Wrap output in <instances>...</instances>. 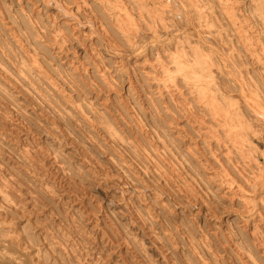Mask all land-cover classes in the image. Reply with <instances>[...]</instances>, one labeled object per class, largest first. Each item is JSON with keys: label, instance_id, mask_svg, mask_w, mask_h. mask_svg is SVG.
<instances>
[{"label": "rangeland", "instance_id": "rangeland-1", "mask_svg": "<svg viewBox=\"0 0 264 264\" xmlns=\"http://www.w3.org/2000/svg\"><path fill=\"white\" fill-rule=\"evenodd\" d=\"M256 4L0 0V59L8 52L2 59L8 67L6 58L27 60L15 37L57 89L44 84L53 108L13 74L26 96L11 85L13 98L1 107L22 132L3 138L0 116V143L5 157L17 161L20 145L53 153L74 182L65 177L60 189L69 185L80 198L86 193L85 206L104 232L99 245L87 248L95 227L72 197L48 202L54 220L44 224L60 241L75 225L85 236L75 241L84 249L82 261L96 264L106 256L114 264H264V11L262 17ZM189 43L210 57L205 78L226 98L217 110L191 92L170 62ZM159 61L166 63V86L157 82L163 78ZM228 109H241L249 127L227 141L221 115ZM98 117L120 140L109 137ZM147 157L160 163L164 178ZM35 159L24 185L60 193L52 183L60 175L47 168V180L43 159ZM84 159L110 182L99 186ZM107 233L121 239L122 253ZM66 263L77 261L67 254Z\"/></svg>", "mask_w": 264, "mask_h": 264}, {"label": "bare ground", "instance_id": "bare-ground-1", "mask_svg": "<svg viewBox=\"0 0 264 264\" xmlns=\"http://www.w3.org/2000/svg\"><path fill=\"white\" fill-rule=\"evenodd\" d=\"M193 2L192 4H194ZM194 6H196V4ZM255 9L263 17L264 0H257ZM231 19L235 25V16H231ZM30 30L34 33V27ZM34 38H37V34ZM146 39H148V37ZM13 40L19 48H21L27 60H22L19 63V61H13L12 58H6L5 60L11 66L8 67L4 64L2 59L3 56H9V53L3 52L2 59H0V116L2 117L1 122L3 125V132L1 135H3V138L7 136L11 139L21 136L20 132H22V126L18 120L15 123H11L10 120H8L7 117L9 116L2 112L1 101H8L10 98H13L8 92V88H10L11 85L14 86L19 93L23 94V96H26V93L14 85L15 80L13 74H16L19 81L27 85L33 94L41 96L45 102L50 104L53 108L52 98L49 95V91L44 88V84L49 85L47 86L49 90H57L54 83L39 65L36 56L32 54L30 50L22 47L21 43L15 39V37H13ZM173 47H175V45ZM184 49L182 54L179 52L177 55L171 56L170 62L176 66V70L179 72L184 83L188 85L191 92L200 97L203 103L207 102L210 104V111L219 109L221 105L226 104V98L212 87L215 83L208 80L209 77L205 78V73H210V71H208V64H210L209 55H206L199 47L191 45L190 43L187 44V47H184ZM158 65L163 74V78L157 79V82L163 83L166 86V63L159 61ZM200 69L202 70L201 72ZM220 79H222V77ZM226 84L227 83H225V85ZM63 98L66 99V97ZM76 112L85 122L90 124L88 118L77 108ZM215 113V116L221 115L220 112L218 113L215 111ZM64 114L66 113H61V115ZM221 116L225 122L224 132L227 141L231 139L230 137L233 133L244 135L245 130L249 127L247 125V118L241 109H228ZM98 119L110 138L113 140H120V136L111 126L105 123L101 117H98ZM234 128H237V131H234ZM238 140L242 143V139ZM19 147L20 158L17 161L12 157H5V150L2 143H0V264H67V254L72 255L74 259H76L77 264H93L88 260L82 261V252L84 249L82 247H75L76 238H85L84 234H82L75 225L71 223L74 228L68 229L67 233H61V241L44 226V224H46L45 220H54L51 215L52 209L48 202L59 205L64 199L72 197V203H74L76 207L82 208L87 213V220L93 225V228L95 227L93 230L95 231L94 234L87 237V248L99 245L100 243L98 242L102 241V234L104 232L96 226V215L91 213L89 208L85 206L86 193L82 198L78 197V193H74L72 187L69 186L74 184L72 177H67L65 173L66 168L61 165L56 155L38 146L27 148L26 145H20ZM3 156L5 158H3ZM35 158L43 159L42 164L46 169L42 175L45 176L47 180H49L48 177L51 174L47 168L50 170L54 169L60 175L54 178L52 182L58 186V191L60 193L52 188L50 189V187L46 185L44 187L42 185L38 190L30 187L28 188L24 185L23 175L28 173L34 165L36 166ZM147 161L160 178L165 177L166 174L162 171V166H160L159 162L154 161V159L150 157H147ZM160 161L163 162L162 160ZM84 163L94 175V180L99 186L103 187L106 183L110 182L107 176L99 171L95 163L86 159H84ZM110 165L115 166L111 163ZM65 177L69 185L62 190L60 189L62 188L60 186L62 184L60 180ZM226 182H229L228 178H224V183ZM118 183H121L120 179ZM120 190L123 193L130 192L129 189L127 191L123 189ZM137 195L140 196V193H137ZM161 201L162 199L160 197H156V205L160 206ZM35 234H38L41 239L37 240L36 237H34ZM109 238H112L111 235H109ZM112 239L117 243L116 250L122 253V250L126 249L124 243L120 241V238H117V240L114 238ZM125 258H127V256H124L123 260H125ZM96 264H114V262L110 257L103 256Z\"/></svg>", "mask_w": 264, "mask_h": 264}]
</instances>
